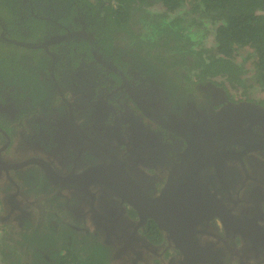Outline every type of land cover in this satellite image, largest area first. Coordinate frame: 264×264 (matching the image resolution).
Returning a JSON list of instances; mask_svg holds the SVG:
<instances>
[{"label": "flooded vegetation", "instance_id": "flooded-vegetation-1", "mask_svg": "<svg viewBox=\"0 0 264 264\" xmlns=\"http://www.w3.org/2000/svg\"><path fill=\"white\" fill-rule=\"evenodd\" d=\"M121 58L69 65L59 77L46 69L45 108L31 113L30 99L17 104L29 110L22 123L35 131L21 133V144L42 148L15 163L0 158V168L8 164L20 176L29 164L52 168L54 188H65L67 197L80 192L103 233L133 230L137 237L157 230L158 242L146 240L153 248L145 250L167 246L178 264H223L222 244L241 264H264V101L244 102L239 110V102L227 101L216 108L208 101L176 107L169 99L175 91L165 84L174 77L166 81L162 71ZM1 106L8 117L15 111L12 103ZM0 120L7 135L13 122ZM42 139L56 143L48 157L41 154L47 146Z\"/></svg>", "mask_w": 264, "mask_h": 264}, {"label": "trees", "instance_id": "trees-1", "mask_svg": "<svg viewBox=\"0 0 264 264\" xmlns=\"http://www.w3.org/2000/svg\"><path fill=\"white\" fill-rule=\"evenodd\" d=\"M155 3L149 0H0V110L7 102L15 109L10 118L0 111V118L5 116L6 123L15 121V125L22 113L30 119L28 109L20 105L17 108L25 99L34 103L31 113L45 108L42 100L50 95L47 84H51L43 75L46 69L54 70L57 77L69 65L76 69L78 65L112 63L119 58L118 63L125 61L121 57L129 58L128 63L134 67L162 71L166 81L174 77V83L165 84H170L169 89L175 91L169 99L176 107L208 101L216 108L217 104L227 101L229 105L239 102L241 105L235 106L239 110L244 102L256 106L264 101L262 98L233 100L218 79L223 77L235 91V84L254 80L264 91V0H155ZM159 4L163 13L150 15L147 7L156 8ZM209 23L216 48L207 56L208 47L202 48L191 39L192 31L196 32L192 30L194 25ZM242 50L248 52L242 61L252 60L254 70L248 73L241 71L242 63L235 61ZM244 73L246 76H242ZM200 89L207 92L206 98L199 95ZM225 118L223 114L221 122ZM0 128L8 130L1 122ZM42 140L47 146L41 154L48 157L56 143L51 139ZM5 142L7 145L2 147ZM12 145L17 146L10 136L0 132V158L5 163L18 161L7 157L13 154ZM7 165L0 168V264H113L110 246L87 236L89 231L79 225L56 230L52 221L42 218L44 232H39V225L33 226L21 213V219H13L18 225L23 224L24 231L16 233L17 224H11V215L5 213L18 190L9 194L15 181L5 171H17L15 176L24 181L21 196L29 200L35 191L42 207L43 202H49L50 217L57 222H60L57 213L60 208L53 212L52 203L58 197L67 200L73 192L69 197L63 195L65 188H54L52 181L39 185L30 170L33 166H26L20 176L16 168ZM76 200L81 202L80 192ZM67 232H75L79 237H68ZM157 232L138 234L137 244L143 245L148 239L154 241L153 238L158 242ZM151 254L157 256L156 252ZM135 256L141 259L137 253ZM154 262L160 264L157 259Z\"/></svg>", "mask_w": 264, "mask_h": 264}, {"label": "rangeland", "instance_id": "rangeland-1", "mask_svg": "<svg viewBox=\"0 0 264 264\" xmlns=\"http://www.w3.org/2000/svg\"><path fill=\"white\" fill-rule=\"evenodd\" d=\"M149 2L153 4L155 3V0H149ZM152 4V5H153ZM155 10V16L162 14L163 13V7L159 4L154 7H147V10H149V14L154 16L152 13V10ZM186 24H189V21H186ZM192 30H196V32L192 31L194 33V37L191 39L194 42H197L198 46H205L208 47V54L214 51L215 43H214V38H213V31H212V25L209 24H201L200 26H196ZM191 32V33H192ZM190 33V34H191ZM246 50H242L241 53L235 57V61L238 64L239 62L242 63L241 65V71L246 70L247 73L249 71H253V66H252V60L248 58L245 61H242L245 56L247 55ZM242 76H246V74H242ZM219 80L223 82V86L226 88L227 93L233 95L236 98H252L254 100L260 99L264 97V91L261 90L260 86L255 83L254 80H242L241 83L235 84L236 91L231 88V84L227 81L224 80L223 77H218ZM234 85V84H233ZM25 117L21 119L19 118V122L17 125H15V121L13 122V127L10 129L9 133L7 134L10 136V139L14 140L17 144L12 145L11 149L13 151L12 155H8V159H14L20 161L21 159L27 158L28 156H33V153L37 154V150L41 149L42 147L39 146H30L28 145H22L20 142V134L23 133L24 131H29L30 134H35L34 132V127L32 125L27 124L26 126L22 123V120ZM21 120V121H20ZM34 120V118H33ZM32 122V119H31ZM26 127V129H25ZM42 131H46L45 128H42ZM26 133V132H25ZM3 147L7 145V143L2 144ZM29 148L32 149L33 152H29ZM1 154V150H0ZM45 160V159H42ZM17 161V162H18ZM29 163V162H27ZM26 163V164H27ZM29 166H33L32 164H29ZM33 170L34 174L36 175L37 182L39 185L42 183H45L46 181H52L48 178H46L45 175H48L52 177V168H46L41 170L39 167H34ZM24 170V167L22 171ZM17 171H11L5 173L6 175L12 176L13 178L9 177L10 179H14V187H10V193H14L18 190V195L14 196V203H15V209L10 207L8 211L5 214L11 215L10 216V223H16L13 218L15 219H21L20 216L22 215L21 213L25 214L27 216V219L32 223L33 226L39 225L38 231L39 232H44V229L42 228V218L43 220L52 221L54 225V229L59 230L61 227L67 226L70 227L72 225H79L82 227H85L89 233L87 236H92L94 237L98 242H101L103 244H108L110 246V252H111V257L112 254L114 255V258H112L113 264H153L155 263L154 260L157 259L160 264H178V259L179 256L177 257V253L172 251L169 247H158L156 250L157 256L152 255L150 250H145L147 249V245L149 243L145 240L143 245H138L137 240L135 237V231L130 230L127 233L121 232L117 230L116 234H107L103 233V231L95 224L93 219L88 216L86 213V209L88 206H84L80 202H77L76 198L77 195L72 193V195L67 199H61L58 197L57 199L54 200V202L51 205V210L55 212L60 208V210L57 212L59 217H60V222H57V219L50 217V213L48 210L49 207V202H43L41 206L37 195V192H32V194L29 196V200L27 198L21 196V189L22 187H25L24 181L17 176H15V173ZM44 185V184H43ZM36 189V188H35ZM40 204V205H39ZM39 205V208H38ZM40 206L42 208V212L40 211ZM42 215H44L42 217ZM102 215H98V217H101ZM64 223V224H63ZM17 224V223H16ZM14 231L18 234L22 233L24 231L23 224L18 225L17 228L14 229ZM66 235L68 237H72L74 235V238L79 237V234L75 232H67ZM129 239L130 244H126L122 242V240ZM139 239V238H138ZM151 245V244H150ZM113 247V248H112ZM153 248V246L151 245ZM220 254L222 257L226 260L223 264H241L240 259L237 257H232V251L229 250V247L227 245H220ZM136 253H140L141 259L137 260V257L135 256ZM155 256V257H154ZM173 257V261L169 262V258ZM208 256V255H207ZM232 260H229V259ZM211 260L210 258H208ZM133 260L135 262H133ZM137 260V261H136ZM206 262V263H205ZM253 261L249 260L245 264H252ZM201 264H210L209 261H205ZM213 264V262H211ZM219 264V263H215Z\"/></svg>", "mask_w": 264, "mask_h": 264}]
</instances>
